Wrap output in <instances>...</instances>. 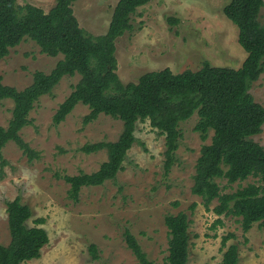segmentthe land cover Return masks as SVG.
I'll list each match as a JSON object with an SVG mask.
<instances>
[{
    "label": "rangeland",
    "instance_id": "rangeland-1",
    "mask_svg": "<svg viewBox=\"0 0 264 264\" xmlns=\"http://www.w3.org/2000/svg\"><path fill=\"white\" fill-rule=\"evenodd\" d=\"M118 0H76L72 9L79 26L92 36L106 33ZM229 0H149L132 15V29L115 41L116 74L124 84L136 82L143 73L165 68L173 73L197 71L204 63L213 67L238 69L246 53L237 42L236 27L224 16ZM48 12L55 0H17ZM264 26V6L259 17ZM62 59L40 53L32 41L22 42L0 59L1 84L21 91L32 82L36 71L48 74ZM79 75L64 76L52 90L34 103L28 113L30 124L19 135L38 154L31 162L14 142L2 149L0 165V245L10 236L6 203L15 198L29 207L49 238L40 257L23 264H138L127 248L123 233L127 229L136 238L148 259L165 264L167 229L164 217L183 212L190 224L187 264H219L223 252L222 238L232 233L227 245L238 247L237 264H264V229L254 224L243 233L238 219L217 217L205 211L201 199L190 188L196 160L203 144L193 128L197 116L179 124L181 139L176 162L165 174L164 137L148 121L136 122L134 143L126 152L113 181L100 186L82 187L76 201L68 196L70 185L64 176L90 174L107 160L102 149L85 154L86 144L115 142L122 132V122L100 114L95 121L83 123L87 106L77 104L64 121L55 125L53 117L59 105L72 92ZM254 101L264 107V72L252 83ZM13 102H0V126L7 127ZM252 140L264 147V126ZM256 183L249 178L242 182ZM225 185V181H220ZM233 184L232 188H236ZM225 191H230L226 189ZM195 204L191 211L190 206ZM216 205L213 201L210 208ZM219 218L222 225L212 229ZM246 239V240H245ZM96 249L97 259L89 247Z\"/></svg>",
    "mask_w": 264,
    "mask_h": 264
},
{
    "label": "trees",
    "instance_id": "trees-1",
    "mask_svg": "<svg viewBox=\"0 0 264 264\" xmlns=\"http://www.w3.org/2000/svg\"><path fill=\"white\" fill-rule=\"evenodd\" d=\"M76 0H55L44 12L31 4L19 5L17 0H0V59L25 41L34 42L40 53L49 57L62 56L48 73L36 71L31 84L17 89L1 84L0 102L11 100L13 108L7 127L0 126V165H4L2 149L14 142L28 161L38 157L19 135L30 124L28 113L37 100L51 95L64 76L79 75L72 92L54 114L55 125L64 121L77 104L88 107L83 123L95 121L100 114L122 122V132L115 142L86 144L85 154L106 150L107 160L97 171L76 176H64L70 185L68 196L76 201L84 186H100L113 181L122 169L126 152L134 143L136 122L148 121L151 128L164 137V173L176 162L181 132L179 124L197 116L193 128L203 144L192 176L191 193L201 199L205 211L217 217L238 219L243 233L254 224L264 229V147L252 140L264 126V107L256 103L249 90L264 72V26L258 17L264 0H229L223 8L224 16L237 29V42L246 53L238 69L213 67L207 62L197 71L173 73L165 68L143 73L136 82H121L116 74L115 41L132 29L131 18L149 0H118L105 34L92 36L85 32L73 14ZM0 167V168H1ZM1 170V169H0ZM249 178L256 183H241ZM220 181H225L221 186ZM237 184L236 188H232ZM230 189V191H225ZM213 201L216 205L210 208ZM195 204L190 206L194 209ZM9 243L0 245V264H23L38 259L43 246L49 242L46 231L39 227L44 220L34 221L28 206L19 198L6 203ZM167 255L165 264H187L189 253L187 214H167ZM222 225L217 218L211 225ZM222 238L223 252L219 264H237L238 247L227 245L233 238ZM123 238L138 264H156L148 259L136 238L125 230ZM246 240V239H245ZM97 259L94 246L89 247Z\"/></svg>",
    "mask_w": 264,
    "mask_h": 264
}]
</instances>
